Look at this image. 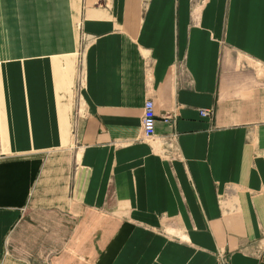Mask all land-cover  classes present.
<instances>
[{
  "label": "crops",
  "instance_id": "1",
  "mask_svg": "<svg viewBox=\"0 0 264 264\" xmlns=\"http://www.w3.org/2000/svg\"><path fill=\"white\" fill-rule=\"evenodd\" d=\"M220 249L264 264V0H0V264Z\"/></svg>",
  "mask_w": 264,
  "mask_h": 264
},
{
  "label": "built area",
  "instance_id": "2",
  "mask_svg": "<svg viewBox=\"0 0 264 264\" xmlns=\"http://www.w3.org/2000/svg\"><path fill=\"white\" fill-rule=\"evenodd\" d=\"M111 0H96L97 4H108ZM176 112L177 110H172L169 112H166L162 117L165 121H174L176 118ZM200 113L202 116H209L210 112L207 109L200 110ZM157 120V114L155 111V103L154 100L151 98H148L145 101L144 109H143V116H142V131L143 136L146 139H153L157 136L155 131V123ZM219 263L220 264H229V255L226 250L220 249L217 252Z\"/></svg>",
  "mask_w": 264,
  "mask_h": 264
}]
</instances>
